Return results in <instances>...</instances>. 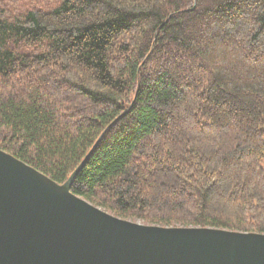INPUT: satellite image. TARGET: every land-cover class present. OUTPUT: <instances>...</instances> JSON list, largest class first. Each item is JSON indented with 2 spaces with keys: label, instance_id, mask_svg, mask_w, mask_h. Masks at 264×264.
<instances>
[{
  "label": "trees",
  "instance_id": "trees-1",
  "mask_svg": "<svg viewBox=\"0 0 264 264\" xmlns=\"http://www.w3.org/2000/svg\"><path fill=\"white\" fill-rule=\"evenodd\" d=\"M103 131L74 194L264 233V0H0V149L62 183Z\"/></svg>",
  "mask_w": 264,
  "mask_h": 264
},
{
  "label": "water",
  "instance_id": "water-1",
  "mask_svg": "<svg viewBox=\"0 0 264 264\" xmlns=\"http://www.w3.org/2000/svg\"><path fill=\"white\" fill-rule=\"evenodd\" d=\"M105 131V130H104ZM0 149V264H264V233L140 223Z\"/></svg>",
  "mask_w": 264,
  "mask_h": 264
},
{
  "label": "rangeland",
  "instance_id": "rangeland-1",
  "mask_svg": "<svg viewBox=\"0 0 264 264\" xmlns=\"http://www.w3.org/2000/svg\"><path fill=\"white\" fill-rule=\"evenodd\" d=\"M127 219H130V220H133V221H137V222H140V223H148L149 224V222H145V221H142L140 219H133V218H127ZM176 225H184V224H176ZM186 226H189V225H186Z\"/></svg>",
  "mask_w": 264,
  "mask_h": 264
}]
</instances>
